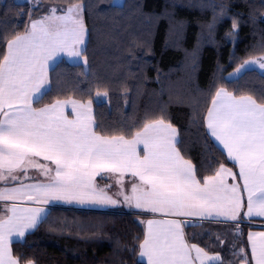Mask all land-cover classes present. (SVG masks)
Returning a JSON list of instances; mask_svg holds the SVG:
<instances>
[{"label":"snow or ice","instance_id":"1","mask_svg":"<svg viewBox=\"0 0 264 264\" xmlns=\"http://www.w3.org/2000/svg\"><path fill=\"white\" fill-rule=\"evenodd\" d=\"M32 2L38 6L39 0ZM84 11L85 5L78 2L67 7L49 5L46 15L30 20L24 34L8 40L0 35L6 44L0 54V202H4L0 205V264H22L12 244L22 242L39 226L48 224L51 232L63 231L64 225L50 221L58 205L102 208L119 205L120 197L129 208L162 217L142 221L146 225L143 239L136 238L146 264H233L190 243L184 230L217 217L238 222L245 208L243 192L247 193L245 215L264 217V102L222 87L215 91L204 118L206 129L239 171L220 165L203 182L178 147L183 144L180 133L163 118H146L126 139L96 131L100 125L93 117L92 100H56L34 107L50 94L49 72L62 54L87 64ZM232 29H238L235 20ZM257 69L264 75V57L244 60L230 76L242 79ZM95 95L100 102L108 97L107 91ZM69 105L74 119L65 114ZM31 169L44 179L30 176ZM127 173L138 178L131 183L130 194L124 190ZM237 175L242 185L227 182ZM98 176L111 178L119 190L109 194L112 185H98ZM193 217L200 219H189ZM247 241L250 252L233 246V256L238 257L235 264H264V231L248 234Z\"/></svg>","mask_w":264,"mask_h":264},{"label":"trees","instance_id":"2","mask_svg":"<svg viewBox=\"0 0 264 264\" xmlns=\"http://www.w3.org/2000/svg\"><path fill=\"white\" fill-rule=\"evenodd\" d=\"M77 2L85 5L88 62L59 61L50 72V94L35 105L92 100L96 131L128 139L146 118H163L177 128L183 141L178 147L201 181L220 165L236 169L208 135L204 118L221 87L264 102L261 71L229 78L244 60L264 56V0H39L38 6L0 0V35L8 40L24 34L49 5ZM5 51L0 41V54ZM96 91H107L108 101H98ZM50 221L64 225L63 231L44 224L12 244L22 264H146L136 239L145 233L141 215L56 207ZM234 225L202 221L184 231L190 243L235 264V249L250 252L247 237L254 227Z\"/></svg>","mask_w":264,"mask_h":264},{"label":"crops","instance_id":"3","mask_svg":"<svg viewBox=\"0 0 264 264\" xmlns=\"http://www.w3.org/2000/svg\"><path fill=\"white\" fill-rule=\"evenodd\" d=\"M58 14H59V12H58ZM83 17H84V15H83ZM84 24H85V22H84ZM87 40H88V31H87V36L85 37V43L86 44H87ZM63 59H65L68 62L73 63V64L81 63L79 60H77L75 58H70L66 54H62L61 57H59L58 60L56 61V64L59 61L63 60ZM55 65H53V67ZM50 72H51V70H50ZM50 72H49V78H50ZM50 82H51V80H50ZM67 100H76V99H65V100H62V101H67ZM77 101H79V100H77ZM33 106L37 107L35 105V103L33 104ZM44 106H46V105H44ZM44 106H41V107H44ZM37 108H39V107H37ZM92 109H93V117H94V105H93V103H92ZM65 114L68 116L69 119H74L75 118V114L72 112L70 105L65 108ZM126 139H128V138H126ZM212 139L221 149H223V146L220 145L219 142L215 141L214 138H212ZM139 150H140V154L143 155L144 154L143 153V145L139 146ZM223 151L226 153V150H223ZM40 159H41V162L49 163V162L43 161L42 158H40ZM225 167L231 168L232 171L236 172V173H238V171H239L238 166H236V169L232 168V167H229V166H225ZM29 175L30 176H36V180H43L44 179L43 177L38 175V173H37V171L35 169L29 170ZM36 180H28V181H25V182L26 183H34V182H36ZM96 181H97V184L100 185V186L112 185L114 187H119L118 185H116L114 183V181L111 178L101 179V177L98 176L96 178ZM133 181L138 182V178L132 177L131 173L125 174V176H124V187H125V189H126V185L127 184L129 185V188H130L131 187V183ZM201 182H203V181H201ZM227 182L229 184L240 183L241 185L243 183L242 179L239 177V175H237L235 180H233L231 177H228L227 178ZM0 186H3V185H0ZM8 186H15V185H8ZM112 192H113V189L109 188V194H113ZM129 194H130V190H129ZM243 197H244V202H245V208L240 213V217L241 218H240L239 221L244 220V221L251 222V223L256 225V227L254 229H252L250 231V233L264 231V217H247L245 215V213H246V203H247V193L246 192H243ZM119 199L121 200V203L119 205H117V206H107V207H102V208L101 207L88 206V205H79V204H60L57 207L74 208V209H81V210H92V211H105V212H127V213H133V214L141 215L143 217V221H146L147 219H160V218H162L158 214L144 213V212H141L139 209L129 208L126 204L123 203V198L122 197H120ZM3 203L4 202H0V205H2ZM189 219L199 220L200 218L193 217V218H189ZM202 221L223 222V223H236L237 222V221H224V218H222V217H217L215 219H206V220H202ZM145 228H146V225L144 224V230H145ZM27 235L28 234H26L25 237ZM25 237L23 238V240L25 239ZM209 254L212 255V254H216V253H209ZM139 259L142 262L146 263V258H141L139 256ZM210 264H211V262H210Z\"/></svg>","mask_w":264,"mask_h":264},{"label":"rangeland","instance_id":"4","mask_svg":"<svg viewBox=\"0 0 264 264\" xmlns=\"http://www.w3.org/2000/svg\"><path fill=\"white\" fill-rule=\"evenodd\" d=\"M123 2H124V0H114V3H116V4H121V5H122ZM261 57H264V56H261ZM261 57H254V58H261ZM251 59H253V58H251ZM257 70H259V69H257ZM259 71H261V70H259ZM234 72H235V71H233L232 73H234ZM229 78L234 79V78H236V77H235V76H230V75H229ZM106 101H108V97H107ZM111 189H113V192H112V193H114V192H116V191L119 190V187H114V186H112ZM124 190H125L126 192L129 193L130 188H129V185H128V184L126 185V189H125V187H124Z\"/></svg>","mask_w":264,"mask_h":264},{"label":"built area","instance_id":"5","mask_svg":"<svg viewBox=\"0 0 264 264\" xmlns=\"http://www.w3.org/2000/svg\"><path fill=\"white\" fill-rule=\"evenodd\" d=\"M240 226H244V225H246L247 223L246 222H243V221H241V222H239L238 223Z\"/></svg>","mask_w":264,"mask_h":264}]
</instances>
